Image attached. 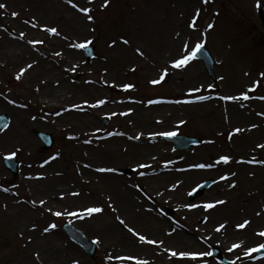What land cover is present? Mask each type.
Segmentation results:
<instances>
[{"label": "rangeland", "instance_id": "1", "mask_svg": "<svg viewBox=\"0 0 264 264\" xmlns=\"http://www.w3.org/2000/svg\"><path fill=\"white\" fill-rule=\"evenodd\" d=\"M74 1L77 2L72 0L70 4L68 0H13L10 5L11 14L15 12L17 15H11L12 18L7 20L0 19V35L5 37L22 31L25 32L23 34L25 39L35 41L41 37L31 31L37 30L28 27L22 21L23 18L33 20L36 25L45 29H59L61 35L67 37V40L61 41L71 45L65 48L58 46L47 48L48 52L43 54V61L58 68L63 65V62L59 61L60 55L64 56L68 64L64 79L71 90L78 93L87 86L92 90L89 95H82V98L92 103L90 123L85 126L78 124L82 136L73 140L68 138L69 129L66 128V123L61 121L64 116L54 115L60 109L51 107L41 109L42 107L37 103L33 105V100L29 97L33 89L25 87L23 82L15 81L10 75L8 77L5 74V71H16V66H0V112H7L10 123H13L18 121L15 119V113L20 109L23 110L25 105H29L27 114L35 129L51 132L56 138L55 145L45 153L38 151V142L34 136L31 138L34 140L33 143L23 139L27 145L19 144V138L10 139L8 143H4L6 148L0 150V172L3 175L0 191L9 190L14 194L9 196L14 197V200H21L22 203H25L24 199L31 204L30 209L38 216V222L34 224L35 228L22 227L11 230L4 221H8L3 215V212H6V203L0 204V264H53L57 257L43 256L41 246L34 243V238L46 234L61 238V241L67 244L65 249L68 247L69 251L63 253L70 254V258L78 260L79 264H120L106 259L107 255L122 257L126 254L130 257H140V250L135 248L118 247L116 250L104 251L102 246L110 242L111 238L107 232L109 228L100 222L92 225V215H103L114 225L112 228L117 230L131 228L136 234L148 240L155 241L159 238L146 223L139 222L125 208L120 192L125 186L144 190L147 193L144 194L143 199L151 207L152 218L155 221H165L175 228L182 227L184 222L185 230L188 227L191 232L197 230L196 233L202 235L197 242L198 253L209 252L210 247L214 245L221 250L228 264H240L234 256L235 249L229 251L232 247L224 246L228 236L239 239L240 235H236L234 231L232 236L223 233L208 234L209 229L212 231V223H218L220 218L216 215L217 217L212 221L211 209L205 208L204 205L212 204L214 199L226 192L222 190L221 177L227 178L226 175L232 177L233 173L235 176L238 175L235 160H232L233 157L229 156V152L238 154L237 160L240 156L251 161H256V158L264 159V147H258L264 145V120L263 125L260 126L263 127L261 134H248L246 138L228 137L230 129L253 126L258 116L264 117V99H261L264 97V76H261V73H264V44L261 43L264 30L257 17L258 10L264 12V4L261 3V6L257 7V2L253 4V1L246 0H207V2L205 0H108L105 5L104 0L102 2L97 0L98 4L101 3L100 7L97 6L88 14L93 19H87L85 25L71 29L75 24L69 28L62 20L63 16H66L71 17L73 23L75 22L74 17H77L81 7ZM150 7L155 11V18L152 17L155 53L161 58L153 61L152 64H147L152 73H146L144 67H139L140 60L143 61L141 56H135L138 60L126 61L122 57L111 58V54H116L112 40L121 33L128 36L129 29L134 24L133 18L147 16ZM217 10L219 13L215 22L212 28H209V21ZM123 13H127L128 20H120V24L117 25V20L121 19L120 14ZM85 17L87 18V15ZM193 22L195 27H189ZM164 23L166 26H162ZM174 37L180 39L176 51L166 46V39L174 41ZM86 41H91L95 46L94 57L90 62H86L82 48L75 47ZM197 43H205L216 61L214 70L218 79L217 85L211 82L201 63L196 59H192V64L186 71L170 72L160 83H150L152 80L160 79L162 72L158 70L159 68L172 67V62L182 55L180 50H183V55L189 54ZM185 44L188 45L187 51L184 48ZM137 45L142 46L140 40ZM41 47L45 48L46 44L37 45L36 49ZM32 48L36 51L35 46ZM62 50L63 53H60ZM101 81L110 84L109 87H102ZM126 83L133 86L132 91L124 89L123 85ZM209 85L212 87L210 88ZM245 93L248 98L244 100L234 96ZM200 96L207 99L200 100L198 99ZM219 96L236 99L229 101L223 99L224 103H220L221 109L217 111L222 117L213 121L216 109L209 107H212L211 101ZM190 98H197L195 100L197 102L188 104L187 100ZM100 100H104L105 103L93 106ZM126 107L128 109L124 114ZM136 110L153 111L150 115L151 122L136 121L138 119L135 116ZM246 112L250 116L244 115ZM102 118L109 120L107 126L104 125ZM12 126L10 125L5 131H8L6 134L13 132L15 128ZM160 132L196 135L201 142L186 150L175 151L171 143L156 140L161 136L158 135ZM126 135L140 138L139 141H129L135 145L132 151L122 148ZM208 146L213 150L206 149ZM13 152L20 160L19 175L15 180L11 179V174L1 163L4 154ZM86 154L93 168H98V171L89 168L80 169L79 161ZM222 156L230 157L229 162L221 161ZM152 161H155L153 166H151ZM56 164L62 169L61 175L64 174L66 180L59 183L52 178L50 183L44 182V188L48 185L52 188L47 191L28 184V174H44L42 173L44 170L58 167ZM197 164L208 167H194ZM241 164L250 165L248 162ZM141 165L144 167H140ZM120 167H132L133 174L130 176L119 174ZM99 169H113V171H99ZM86 171H90V174ZM244 176L246 178L243 179V183L248 187L253 176L246 171ZM209 177L214 179L211 187L190 200L189 192ZM89 180L91 185L104 184H101V188L94 185L93 188L96 189L90 192L89 190L93 188L89 186ZM83 182L86 188L83 187ZM41 200L45 202L43 205L39 203ZM189 205L196 207H188ZM89 207H99L102 211L91 216L84 215L83 210ZM164 207L173 209L170 217L164 213ZM77 211L81 212V217L68 214ZM54 212H61L62 215L57 217L53 215ZM64 221L81 229L88 238L99 240L92 258L59 229ZM50 224H55L56 227L44 232L43 229ZM20 225L19 222L18 227L22 226ZM159 235L157 233V236ZM245 242L246 249L256 248L264 243L257 240ZM249 258L254 260L252 264L264 260V256L256 257L254 252ZM198 264L222 263L210 256H204L199 257Z\"/></svg>", "mask_w": 264, "mask_h": 264}, {"label": "bare ground", "instance_id": "2", "mask_svg": "<svg viewBox=\"0 0 264 264\" xmlns=\"http://www.w3.org/2000/svg\"><path fill=\"white\" fill-rule=\"evenodd\" d=\"M12 1L13 0H0V3L6 5L4 9H0V19L11 14L12 8L10 5L12 4ZM246 1H253V3L257 2V0ZM74 2L81 8H90L91 12L95 10L97 6L100 7L101 4H98L97 0H92L91 3H89L88 0H77V2ZM100 2H102V0H100ZM187 11L188 9L186 12ZM153 16L155 18V11L152 7L149 8V13L147 16H135L133 18L134 24L128 32L129 35L124 36V33H121L118 34L120 36H117L112 40V45L116 48V54H111V58L122 57L126 61H131L133 59L138 60L135 56L139 55L143 58V61L139 59V67H144L146 73L150 72V67L146 65L149 63L152 64L153 61L155 62L161 58V56L155 53V30L152 22ZM74 18V23L73 20H71V17L66 16H63L62 21L66 24V27L69 28L72 24H75L71 27V29L77 28L78 25H85V22H87L85 14L79 10L77 17ZM25 19L27 20L26 22L31 25L32 22L27 18ZM122 20H128V15L123 16ZM175 21L176 18L174 22ZM162 26H166V24L164 23ZM35 29L38 31L32 32L38 36H41L40 40H46L48 43V48L55 46L65 48L67 45H69H66V42L61 41L67 40V37L62 36L60 33H58L60 36V38H58L57 36L54 37V34L45 30H41L37 27H35ZM58 30L59 29H57V31ZM82 31H84V29ZM8 38L7 36L5 37L0 35V66L13 65L16 66V71H5V74L8 77L10 75L12 79H15L16 81L23 82L25 87L33 89V92H31V99L34 102H37V104L42 108L51 107L52 109L56 108L64 110L66 115L64 114L61 116H64L61 121L66 123V128L69 129V136L73 137L74 139L80 138L82 135L78 124H82L83 126L88 125L92 115L90 112L92 103H90L87 99L82 98V95H89V93L92 91L91 87H84L78 93L72 91V88L66 83L64 79L65 73L68 70V64L67 61L64 60V56L60 55L61 59L59 60L60 62H63V65L56 68L42 59L43 54L48 52L47 48L41 47L40 49L34 51L30 45H33L35 42L23 38L20 34H15L10 36L9 39ZM138 40H140L142 46L137 45ZM124 41H127V43ZM179 41V37H174V41L171 39H166V46L170 50L176 51ZM161 43L163 44L164 40ZM137 49H139V52H137ZM61 53H63V50ZM182 53L183 52L181 50V54ZM29 65H31V67H28ZM72 66L73 65L71 64V67ZM153 66H155V64H153ZM185 67L187 69V67H189L188 64L182 68L161 67L158 70L162 72L163 70L167 69V73H177ZM119 68L121 70V66ZM21 69H25V71L20 76V78L17 79V74L20 73ZM150 73H152V71ZM233 79L236 81L234 77ZM100 85L102 87L109 86V84H107L105 81H101ZM221 99L222 97H218L216 100L211 101L212 107H209V109H216V116L213 121H217L222 117V115L218 114L217 112L219 109H221L220 103H224ZM27 109H30V106H25L23 110L20 109L15 113V119L18 121L14 122L13 124V128H15L14 130H18V128H24L25 124H30ZM207 111L208 110H206V112ZM151 113H153L151 110H136L135 116L138 118L136 121L141 120L140 122H151ZM244 115L250 116L248 112L244 113ZM257 118L258 119L255 120V124L252 126V128H250L251 126H242L240 128H236L241 129L239 132H237L236 129H230L228 137H231V139L233 137L246 138L248 134H261L260 131L263 130V127L260 126L263 125L262 121L264 120V117L261 118V116H258ZM14 130L8 134H6L8 132L7 131L0 135V150L6 148L5 144L8 143L10 139L14 138H19V144H25L23 140L25 131ZM131 137L132 135H127L125 137V143L122 146L124 150H133L135 145L129 143V141L132 139ZM207 148L209 150H213L211 146L206 147V149ZM143 150H145V148ZM234 154L235 152H229V156H232V160H235V166L238 168V175H233L232 177L227 175L228 178L223 181L222 190H225L226 192L220 194L216 199H214L212 202L214 206L210 208L212 212L210 219L213 221L215 217H217L216 215H218L220 218L218 222L219 225L218 223L213 222L212 231L209 229L207 232L211 235L215 233H223L226 235L230 234L232 236L234 231L236 235H240L239 239H235V237L228 238V236L224 246L233 248V245H241V247L235 248L234 256L239 260L240 264H252L254 260L249 259L250 254L245 255V252L249 250L246 249L247 245L245 241H264V237L258 235L259 232L264 231V165L262 163H252L250 160H245L244 156H240V159L237 160L238 154ZM242 162H248L250 165L246 166L241 164ZM56 165L58 167L54 169L44 170L42 172L44 173L42 177H39L36 174H30V176H28L30 179L28 180V184H32L34 187L36 186L37 189L47 191L52 188H44V182L50 183L52 178L55 182L59 183L66 180V176L64 174L61 175L63 173L62 169L58 164ZM153 165H155V161L151 162V166ZM79 166L80 169L89 168L93 171H98V168H93V165L90 163L87 154L81 157ZM239 170H241L240 174ZM244 171H246L250 176H253V179H251V184L248 187H246V183H243V179L246 178L244 176ZM86 172L90 174V171ZM2 178L3 175L0 172V181ZM44 178L46 181H44ZM99 182H101V180ZM88 184L92 188L94 185H96L97 188H101V184L104 183L91 185L89 180ZM82 185L84 188L87 187L85 182H83ZM94 189L96 188L90 189L89 191L93 192ZM120 192L124 199V205L127 211L132 214L133 217L139 222L146 223L150 227V230L155 232L156 237L159 238L155 239L156 243L150 244L142 242L139 239L140 235H134L133 232H130L127 229L123 230L122 228H119L117 230L116 228H112L114 225H112L111 222L103 215H92L93 226L96 225L97 222H100L105 227L109 228V231L107 232L111 238L110 242L108 241L102 246L104 251L107 249L116 250L118 247L138 249L141 252L140 257H137L136 259H126L133 261L134 264H138V261H147V264H198L199 258H181L179 256L174 257L171 255L172 251L177 253H198L197 242L202 238V235L199 232L196 233L197 230L191 232L189 227L185 230L186 224L184 222H182V227L180 226L179 228H175L174 226L167 224L165 221H155V219L152 218L151 207L143 199L144 194H147L144 190H135L130 186H125ZM9 195L14 196V194L9 190L0 191V204L2 202L6 203V212H3V215L6 219H8V221L4 220L7 224V227L11 230L22 227L32 228L33 225L38 222V216L30 209L29 206L31 204L26 202L24 199L23 201L25 203H22L21 200H14V197ZM219 201H222L223 203H218ZM244 221H249V223L244 228H238L237 225L242 224ZM15 222H20L22 226L20 225L21 227H18V223ZM222 222L224 224H221ZM193 224H195V222H193ZM220 225H224L225 228L223 227L217 231V228H219ZM157 233L160 235L157 236ZM34 243L41 246L43 256H56L57 258H55L54 263L73 264L74 261H77L79 264L78 260L70 258V254L63 253L69 251L68 247L65 249L67 244H65L64 241H61V238H58L52 234H46L42 237L34 238ZM58 253H60L62 256H60ZM107 254L109 253L107 252ZM124 256L126 257L127 255L124 254ZM109 257L112 256L107 255V259H109ZM112 260L118 261V259H115V257H112ZM122 261H125V259ZM255 264H264V260L256 261Z\"/></svg>", "mask_w": 264, "mask_h": 264}, {"label": "snow or ice", "instance_id": "3", "mask_svg": "<svg viewBox=\"0 0 264 264\" xmlns=\"http://www.w3.org/2000/svg\"><path fill=\"white\" fill-rule=\"evenodd\" d=\"M68 2L71 4L72 3V0H68ZM89 3L92 2V0H88ZM205 2H207V0H205ZM108 3V0H105V5H107ZM105 5H102V6H105ZM74 7H77L76 5H73ZM261 6V0H257V7H260ZM6 7L5 4H2L0 3V9H4ZM79 11H81L82 13H84L85 15H87V19L88 20H92L93 17L91 15H88L90 12H91V9L90 8H80ZM12 16H16L17 13L13 12L11 14ZM213 25L209 24L208 27L211 28ZM33 27H35V25H33ZM189 27H192L194 28L195 27V23H190L189 24ZM47 32L49 33H52V34H58L57 32V29L56 28H47L46 29ZM125 43H127V41H124ZM31 43V42H30ZM40 43H42V41H40ZM91 41H86L84 43H79L77 45H75V47H78V48H86L88 46V44H90ZM184 48L185 50L187 51V48H188V45L185 44L184 45ZM203 48V44L201 43H197L195 48L191 50L190 54H185L182 58L180 59H177V60H174L172 62V67L174 68H182L184 66H186L188 64V62L192 59L195 58L197 52H199L201 49ZM137 52H139V49H137ZM57 55H59V53H57ZM142 55V53H141ZM28 67H31V65H29ZM25 71V69H21L20 73L17 74V79L20 78V76L23 74V72ZM167 75V69L163 70L162 73H161V76H160V79L159 80H152L150 81V83L152 84H158L160 83L164 78L165 76ZM261 76H264V73H261ZM123 87L125 89H129V88H132L133 86L132 85H123ZM209 87L211 88L212 85H209ZM243 98L244 99H247V94H242ZM198 99L200 100H204V99H207V97H204V96H200L198 97ZM223 99H236L235 97H223ZM261 99H264V97H261ZM105 101L104 100H100V101H97V104L96 105H93V106H99V105H102L104 104ZM149 103H152V101H149ZM4 127H7V125H4ZM237 132L241 131V129H236ZM155 135V134H153ZM158 135H161V136H165V137H173L176 135L175 132H160L158 133ZM258 147H264V145H258ZM16 153L13 152L11 153L9 156L5 157L6 159H11L13 156H15ZM220 160L223 161L224 163H228L229 160H230V157L228 156H222L220 157ZM260 163L264 164V161H260ZM140 167H144L143 165H141ZM194 167H197V168H205V167H208V165H204V164H197V165H194ZM99 171H113V169H99ZM234 175V173H233ZM225 177H221V179H224ZM231 186H234V185H231ZM4 191H8L7 189H4ZM41 205H43L45 202L43 200H41L39 202ZM218 203H223L222 201H219ZM33 204H35V202H33ZM214 205L211 204V203H208V204H205L204 207L205 208H212ZM188 207H196V205H189ZM102 211L101 208L99 207H89V208H86L83 210V214L84 215H87V216H91L93 213H98ZM69 215H72V216H76V217H81V212L77 211V212H72V213H68ZM53 215L59 217L62 215L61 212H54ZM119 219V217H118ZM121 223H124L123 221H121ZM249 223V221H244L242 224L240 225H237L238 228H244L247 224ZM56 225L55 224H50L48 227H45L43 229L44 232H48L50 229L52 228H55ZM224 227V225H220L219 228H217V231H219L220 229H222ZM33 228H35V225H33ZM130 232H133L134 235H138L134 232L133 229L129 228L128 229ZM259 236L261 237H264V231H261L258 233ZM139 239L140 241L142 242H146V243H156L155 241H151V240H147L146 237L140 235L139 236ZM93 243H99V240H95L93 241ZM241 247V245H233V248L232 249H229V251H232L233 249L235 248H239ZM261 249H264V243L260 244L259 247H256V248H252V249H249L245 252V255H249L250 253H253V252H258L260 251ZM171 255L172 256H179L181 258H184V257H190L191 259H197L199 257H204V256H211L212 253L211 252H200V253H189V252H175V251H172L171 252ZM109 259H112V257H109ZM115 259H118V260H124V259H133L132 257H115ZM73 264H78L77 261H74ZM138 264H147V261H138Z\"/></svg>", "mask_w": 264, "mask_h": 264}, {"label": "water", "instance_id": "4", "mask_svg": "<svg viewBox=\"0 0 264 264\" xmlns=\"http://www.w3.org/2000/svg\"><path fill=\"white\" fill-rule=\"evenodd\" d=\"M262 21H263V23H264V18H262Z\"/></svg>", "mask_w": 264, "mask_h": 264}]
</instances>
